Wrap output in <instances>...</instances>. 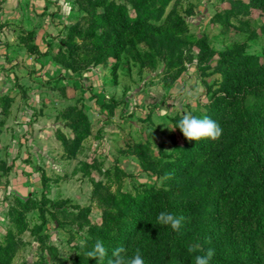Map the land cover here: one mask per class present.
Here are the masks:
<instances>
[{
  "label": "rangeland",
  "instance_id": "rangeland-1",
  "mask_svg": "<svg viewBox=\"0 0 264 264\" xmlns=\"http://www.w3.org/2000/svg\"><path fill=\"white\" fill-rule=\"evenodd\" d=\"M97 1L0 0V264H101L86 256L97 239L107 259L123 246L150 264L141 226L118 209L171 176L190 183L179 198L214 209L212 161L177 148V126L188 114L224 129L207 104L235 93L245 56L264 70V0H169L139 28L136 58L130 35L115 56L111 8L136 15L141 1ZM231 239L238 259L264 263L262 239Z\"/></svg>",
  "mask_w": 264,
  "mask_h": 264
},
{
  "label": "trees",
  "instance_id": "trees-1",
  "mask_svg": "<svg viewBox=\"0 0 264 264\" xmlns=\"http://www.w3.org/2000/svg\"><path fill=\"white\" fill-rule=\"evenodd\" d=\"M103 2L98 0L97 4L102 5ZM168 2L139 0L136 15H130L123 6L112 5L111 11L120 17L118 24L111 28L117 47L116 57H119L127 35L134 44L133 56H141L142 50L135 44L139 41V28L149 18L162 16ZM252 58L245 56L240 66L232 69L238 77L235 93L218 94L207 104L209 114L222 118L228 115L220 141H190L184 137L183 143H177V148L184 153L191 144L203 157L212 161L211 181L216 196L212 202L214 209L202 210L186 197L179 198L190 183L173 185V176L167 178L168 188H153L143 195L126 194L120 202L119 213L140 225L143 237L150 244V264H194V256L203 255L209 248L215 252L210 264H264L258 259L248 263L238 259L237 248L231 239L240 232L253 243L259 238L264 242V153L261 152L264 142V70L253 71L249 66ZM221 197L228 207L230 226L222 227L219 223L221 214L217 198ZM162 211L185 217L179 232L157 223V216ZM195 245H199V251L189 253L188 247ZM81 264L97 263L84 261Z\"/></svg>",
  "mask_w": 264,
  "mask_h": 264
},
{
  "label": "clouds",
  "instance_id": "clouds-1",
  "mask_svg": "<svg viewBox=\"0 0 264 264\" xmlns=\"http://www.w3.org/2000/svg\"><path fill=\"white\" fill-rule=\"evenodd\" d=\"M182 132L183 136L190 141H199L202 139L218 140L222 134V127L211 118L205 116L204 118H197L185 114L179 121L177 126ZM174 130V129H173ZM185 217L176 216L170 212L162 211L157 216V223L162 226H170L174 231L179 232L183 226ZM86 241H81V246L84 247ZM187 251L189 253H197L199 245L189 246ZM108 255V251L99 239L95 241L91 250L86 252V256L90 259H97L102 262ZM215 252L209 248L203 255L194 256V264H210ZM107 264H145V260L140 252L136 249L134 255L128 256L126 249L123 246L117 247L112 251V258L107 260Z\"/></svg>",
  "mask_w": 264,
  "mask_h": 264
}]
</instances>
